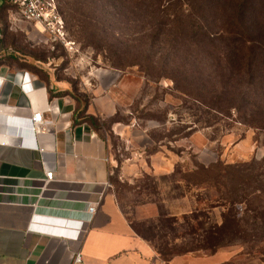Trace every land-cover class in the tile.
Returning <instances> with one entry per match:
<instances>
[{
	"label": "rangeland",
	"instance_id": "obj_1",
	"mask_svg": "<svg viewBox=\"0 0 264 264\" xmlns=\"http://www.w3.org/2000/svg\"><path fill=\"white\" fill-rule=\"evenodd\" d=\"M56 2L63 23L57 37L18 20L11 9L0 12L5 62L28 69L44 81L68 84L66 88L79 102V116L108 147L110 193L130 223L156 218L150 217L158 213L161 201L164 209L178 214L191 211L192 201L166 198L171 187L166 177L174 171L183 173L195 164L215 162L264 163V129L241 123L246 113L214 114L175 91L171 80H154L141 72L139 66H166L160 60L166 54L169 68L184 61L173 59L164 43L152 47L149 21L134 13L133 3ZM198 59L194 69L208 85L215 84L210 59L203 53ZM255 91L247 90V96H257ZM243 255V247L233 246L214 254L191 253L183 262L242 263Z\"/></svg>",
	"mask_w": 264,
	"mask_h": 264
},
{
	"label": "trees",
	"instance_id": "obj_2",
	"mask_svg": "<svg viewBox=\"0 0 264 264\" xmlns=\"http://www.w3.org/2000/svg\"><path fill=\"white\" fill-rule=\"evenodd\" d=\"M118 1L133 3L134 13L149 21L152 47L164 43L173 59L184 61L169 68L166 54L160 58L163 68L139 66L144 75L171 80L175 91L214 114L242 111L247 116L239 118L241 123L264 129V0ZM6 8L13 10L4 3L0 12ZM200 53L215 69L213 85L194 69ZM249 89L257 96L249 98ZM166 179L171 186L166 198L192 201L191 211L178 214L164 209L161 201L156 218L131 223L162 261L240 246L243 262L225 264H264V163L195 164Z\"/></svg>",
	"mask_w": 264,
	"mask_h": 264
},
{
	"label": "crops",
	"instance_id": "obj_3",
	"mask_svg": "<svg viewBox=\"0 0 264 264\" xmlns=\"http://www.w3.org/2000/svg\"><path fill=\"white\" fill-rule=\"evenodd\" d=\"M0 77V264H74L76 254L81 264H184L162 261L133 230L110 193L108 147L68 84L6 63L1 30ZM33 112L50 123L39 135Z\"/></svg>",
	"mask_w": 264,
	"mask_h": 264
},
{
	"label": "built area",
	"instance_id": "obj_4",
	"mask_svg": "<svg viewBox=\"0 0 264 264\" xmlns=\"http://www.w3.org/2000/svg\"><path fill=\"white\" fill-rule=\"evenodd\" d=\"M8 3L13 7V11L18 20L33 24L41 33L49 37L61 36L63 23L57 10L56 0H0V8ZM5 81L0 77V84ZM30 129L33 135L42 133V129L50 123L42 119L40 112H33L30 114ZM27 146V145H26ZM30 147V146H29ZM34 151H40L37 147H30ZM53 180L52 170H45L44 172V185H47ZM88 213L93 214L94 208H88ZM82 258L80 254L74 257V264H81ZM149 264H159L158 261H151Z\"/></svg>",
	"mask_w": 264,
	"mask_h": 264
}]
</instances>
